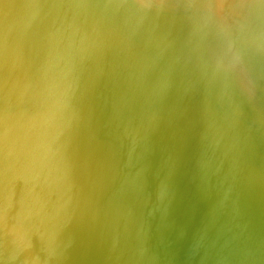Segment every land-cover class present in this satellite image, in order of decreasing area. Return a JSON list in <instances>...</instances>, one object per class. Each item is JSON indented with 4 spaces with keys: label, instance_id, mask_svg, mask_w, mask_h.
Masks as SVG:
<instances>
[{
    "label": "water",
    "instance_id": "obj_1",
    "mask_svg": "<svg viewBox=\"0 0 264 264\" xmlns=\"http://www.w3.org/2000/svg\"><path fill=\"white\" fill-rule=\"evenodd\" d=\"M0 264H264V0H0Z\"/></svg>",
    "mask_w": 264,
    "mask_h": 264
}]
</instances>
